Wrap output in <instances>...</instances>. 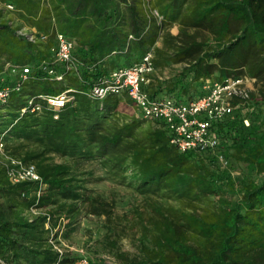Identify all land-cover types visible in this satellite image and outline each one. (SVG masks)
I'll return each instance as SVG.
<instances>
[{
  "label": "trees",
  "instance_id": "1",
  "mask_svg": "<svg viewBox=\"0 0 264 264\" xmlns=\"http://www.w3.org/2000/svg\"><path fill=\"white\" fill-rule=\"evenodd\" d=\"M148 1L0 0V71L6 63L32 70L0 103V138L6 151L35 165L45 185L37 198L38 184H12L0 166V264L56 262L46 219L31 218L32 207L49 208L52 220L66 211V200L73 202L67 217L72 222L80 204H90L94 214L112 215L107 205L94 206L96 198L78 185L73 168L51 161L52 153L81 160L117 154L113 160L135 188L167 189L185 207H155L152 214L139 215L136 252L112 243L117 264H264V0ZM7 4L14 5L22 22L49 36L48 42L19 34L23 25L11 22ZM173 26L177 34L171 33ZM56 32L75 41L73 56L81 64L78 75L66 73L62 82L38 69L43 61L51 63ZM152 48L155 72L144 90L155 100L187 103L207 94V81L255 79L259 89L251 92L249 108L214 129L230 165L250 167L256 178L233 177L212 152H179L163 125L145 127L146 120L135 115L122 120L136 108L126 94L101 100L87 95L100 79L139 63ZM69 88L75 90L74 100L58 112L38 99ZM30 99L41 112H22ZM68 229L66 237L74 232L73 225ZM75 259L69 255L64 262Z\"/></svg>",
  "mask_w": 264,
  "mask_h": 264
},
{
  "label": "built area",
  "instance_id": "2",
  "mask_svg": "<svg viewBox=\"0 0 264 264\" xmlns=\"http://www.w3.org/2000/svg\"><path fill=\"white\" fill-rule=\"evenodd\" d=\"M7 10H15L14 5L7 4ZM157 14V13H156ZM158 16V14H157ZM21 29L19 34L27 37L30 41L48 42L49 36L35 31ZM133 39L132 35L129 40ZM75 41L61 33L54 35V45L50 48V64L43 61L38 69L50 80L62 82L66 73L78 75L81 64L73 56ZM153 52L148 51L139 63L128 68H120L113 71L109 76L99 80L88 92L92 99L101 100L110 95L126 94L135 104L141 117L157 125H163L170 137V143L179 152L194 151L199 153L212 152L222 169L229 170L230 163L224 153L221 152V139L214 127L226 117L236 111H244L250 106L251 83L255 79L248 76L226 79L223 83L206 82L207 94H204L190 102L179 103L172 98L152 99L144 87L149 84L150 76L155 72L152 62ZM62 68V71L59 70ZM60 68V69H61ZM31 67L16 68L6 63L0 71V103L8 101L12 91H18L29 79ZM64 71V72H63ZM15 77L14 81H11ZM17 77V78H16ZM75 90L66 89L56 96H39L50 109L59 111L67 103L74 100ZM27 107L22 109L26 112H41L42 107L35 104V99H30ZM58 118L57 115L54 116ZM249 125V121H244ZM0 166L6 170L7 177L12 184L36 183L38 190L34 193L40 197L45 188L41 176L35 165L27 164L19 158L9 155L5 149V142L0 138ZM31 218L43 216L46 219L45 227L49 230L48 243L58 258L54 264H67L64 260L72 255L76 259L73 264H94L85 249L66 245L58 238V234L50 227L51 216L46 209L32 207L29 210Z\"/></svg>",
  "mask_w": 264,
  "mask_h": 264
},
{
  "label": "rangeland",
  "instance_id": "3",
  "mask_svg": "<svg viewBox=\"0 0 264 264\" xmlns=\"http://www.w3.org/2000/svg\"><path fill=\"white\" fill-rule=\"evenodd\" d=\"M2 7L0 3V8ZM150 9H147L148 12H151L161 21L162 16L159 15L157 10L152 9V7ZM5 10L8 17L12 20V23L15 25L22 23V29L35 31L34 28H30L29 24L20 20L16 10L11 11L6 8ZM177 32L178 27L173 26L171 33L177 34ZM157 46H162L161 41L157 43ZM149 51L153 52V48ZM169 72L170 70H166L164 75L169 76ZM250 85L251 92L257 93L259 85L256 82ZM133 115L136 118H142L139 111L130 109L127 116L126 114L122 115L124 117L122 120H129ZM149 126L156 127L158 125L146 120L145 127ZM7 152L10 156L15 157L11 152ZM116 156L117 154L108 156L105 159L93 158L90 160H81L75 156L61 157L55 153L48 154L51 161L68 164L73 168L74 173L78 175V185L82 186L90 197L96 198L97 201L94 202L96 208L105 204L108 206L109 211H111L112 215L110 218H106L105 215L92 213L93 208L91 209L90 204H80L77 217L72 222L67 217L70 216L69 207L73 202L66 200L63 202L65 203L66 211H63L59 216H55L50 222V227L53 226L61 242L75 248L85 249L94 264H117L114 254L111 251V246L114 241H116L117 247L121 251L136 252L133 234L137 236V231L139 230V226H137L139 215L148 216L152 214V210L155 207L162 206L182 207L185 209L181 202L172 198L167 189L153 191L147 189L140 190L138 187L135 188L129 180V173L123 167L120 168L113 160ZM230 167L228 171L232 172L231 175L235 178H244L249 175L256 178L254 171L250 167L245 165H230ZM237 196L235 195L233 197L236 198ZM78 204L76 203L74 205ZM70 224L73 225L74 232L69 237H66L65 234L69 231L68 226H71ZM109 229H113L114 233H111Z\"/></svg>",
  "mask_w": 264,
  "mask_h": 264
},
{
  "label": "crops",
  "instance_id": "4",
  "mask_svg": "<svg viewBox=\"0 0 264 264\" xmlns=\"http://www.w3.org/2000/svg\"><path fill=\"white\" fill-rule=\"evenodd\" d=\"M137 111H138V109L137 108H135ZM52 250V249H51ZM53 251V250H52Z\"/></svg>",
  "mask_w": 264,
  "mask_h": 264
}]
</instances>
